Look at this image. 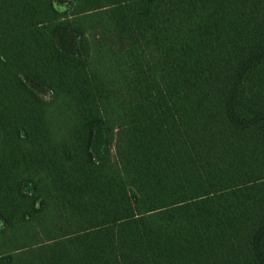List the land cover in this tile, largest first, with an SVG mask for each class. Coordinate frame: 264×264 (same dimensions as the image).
<instances>
[{"label": "trees", "instance_id": "16d2710c", "mask_svg": "<svg viewBox=\"0 0 264 264\" xmlns=\"http://www.w3.org/2000/svg\"><path fill=\"white\" fill-rule=\"evenodd\" d=\"M0 221V264H264V0H0Z\"/></svg>", "mask_w": 264, "mask_h": 264}, {"label": "rangeland", "instance_id": "374dc122", "mask_svg": "<svg viewBox=\"0 0 264 264\" xmlns=\"http://www.w3.org/2000/svg\"><path fill=\"white\" fill-rule=\"evenodd\" d=\"M54 6H55V8H57L58 10H60L61 12L68 8V4L67 3H57V4H54ZM30 86L35 89V91L37 92V94L41 98H43L44 100H48L49 99L50 94L47 91H45V90H43L41 88H37V87H35L33 85H30ZM110 139H111V143H110L111 153L114 155V152H115V144H116V134L112 138H111L110 135H107V134L104 135L103 138H102L101 143L98 144V146H97L96 149H94V151L98 150L94 154L95 155L100 154V151L105 149V147L107 146V144L110 141ZM1 226H2V222L0 221V228H1Z\"/></svg>", "mask_w": 264, "mask_h": 264}]
</instances>
